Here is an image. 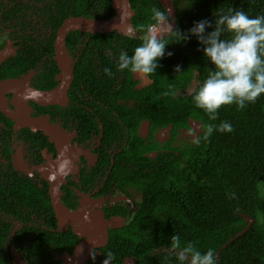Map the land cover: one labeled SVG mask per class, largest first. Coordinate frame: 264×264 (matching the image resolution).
Here are the masks:
<instances>
[{"label":"trees","instance_id":"1","mask_svg":"<svg viewBox=\"0 0 264 264\" xmlns=\"http://www.w3.org/2000/svg\"><path fill=\"white\" fill-rule=\"evenodd\" d=\"M130 2L131 22L139 34L152 33L170 19L158 0ZM111 3L41 0L34 9L49 18L51 37L42 42L29 35L30 41L5 64L25 71L35 58L48 52L52 56L55 32L64 18L108 19L114 13ZM173 4L175 25L158 39L111 31L84 33L89 39L80 43L83 33L78 30L65 39L67 48L84 47L78 56L82 66H91L98 52L104 63L112 64L106 49L122 62H137L142 56V70L149 78L142 87L144 117L162 125L172 119L171 113L176 125H186L191 117L201 128L196 141L179 147L170 158H145L142 172L126 180L139 186L142 197L129 220L110 229L99 249L101 260L108 262L98 264L121 263L125 257L136 264H264V0ZM37 78L44 81V73ZM97 86L104 89L105 84ZM149 148L142 147V164ZM8 192L18 204H4L9 196L2 187L0 204L10 213L26 214L15 244L27 264H61L53 253L71 251L78 237L71 229L56 230L47 185L19 182ZM30 213L41 216L46 227H29ZM7 229L0 222V264H12L3 251ZM28 233L26 240L21 237Z\"/></svg>","mask_w":264,"mask_h":264},{"label":"flooded vegetation","instance_id":"2","mask_svg":"<svg viewBox=\"0 0 264 264\" xmlns=\"http://www.w3.org/2000/svg\"><path fill=\"white\" fill-rule=\"evenodd\" d=\"M40 2L41 0H23V3L20 0H0V54L5 55L0 62V82L6 78L24 79L28 75L31 86L38 88L33 81L39 85H48L47 88L38 89H52L58 83L56 77L59 67L49 52L35 58L25 71L23 67L12 68L9 63L5 64L17 55L24 41H30L29 35L42 42L51 37L49 18L45 14L36 13L34 9ZM82 33L80 43L83 39H89L84 34L86 32ZM65 46L72 57V80L67 91V100L63 105L52 103L42 106L30 99L28 104L31 115H45L51 122L58 123L69 137V147L80 148L77 158L69 164L65 181L61 185V201L67 207L76 209L81 199L79 192L91 198H101L104 218L109 220L119 217L126 223L142 197L139 186L126 180L136 178L142 172L145 158H157L159 155L170 158L169 154H177L179 147L196 141L201 131L200 123L187 117L186 125H176V116L170 113V121L153 125L151 119L144 117L142 87L149 83V78L142 70V56H138L141 59H137V62L128 59L122 62L115 53L106 49L103 52H106L112 64L104 63L98 57L101 56L98 52L92 58L91 66H82L79 65L78 56L84 47L79 44L80 50H77L72 46L67 48L66 43ZM40 71L44 73L45 80H34ZM92 73L93 77L88 80ZM50 75L53 76L52 85ZM75 79L76 85L73 84ZM99 82L105 84L104 89L97 86ZM6 97L10 105L13 92L6 93ZM142 147L149 148L143 153V164ZM57 154L56 144L49 140L47 133L38 128L18 127L14 120L0 111V188L9 196L4 204H18V199L16 202L8 189L14 188L19 182L36 184L39 187L45 183L48 193V182L35 167L55 159ZM118 196L126 199H118ZM6 209L8 208L0 204V222L8 225L2 236L3 251L14 264L12 247H15L21 263L27 264L15 244L16 230L25 223L23 218L26 214L22 213L20 216ZM20 209L29 210L26 207ZM54 218L56 230L64 232L72 228L68 225L66 230H60L55 215ZM26 220L29 227H46V222L36 213H30ZM30 236L31 233H28L21 237L26 240ZM77 242L73 244L71 251H55L53 256L63 264L62 256L66 253L72 254ZM100 248L90 252L89 264L108 262L107 258L101 260Z\"/></svg>","mask_w":264,"mask_h":264},{"label":"water","instance_id":"3","mask_svg":"<svg viewBox=\"0 0 264 264\" xmlns=\"http://www.w3.org/2000/svg\"><path fill=\"white\" fill-rule=\"evenodd\" d=\"M158 1L166 9L170 19L156 31L142 36L135 31L131 22L134 10L130 0H112L114 13L108 19L73 15L64 18L56 29L53 40V59L59 67L56 77L58 83L54 88L47 90L35 88L30 85L28 75L24 79L6 78L0 82V111L14 120L18 127L27 126L44 131L49 136V140L56 144L58 151L56 158L35 168L48 182V195L58 228L64 231L68 225H71L72 232L80 237L72 254L66 253L62 256L63 264H89L90 252L104 246L108 240L109 230L123 226L125 221L119 217L106 220L101 210L103 203L101 198H91L79 192L81 199L76 209L67 207L61 201V185L65 181L69 164L77 158L80 148L69 147V137L58 123L51 122L45 115L32 116L28 102L32 99L42 106L52 103L65 104L72 80V57L66 49L65 39L71 30L92 34L117 31L123 35L142 37V39H158L168 35L175 25L173 0ZM4 58L5 55L1 53L0 62ZM10 91L13 92V99L9 105L6 93ZM117 198L126 199L123 196ZM245 218L249 223L252 222L248 216ZM12 256L14 264H22L15 247H12ZM114 264H136V262L134 258L125 257L121 263Z\"/></svg>","mask_w":264,"mask_h":264}]
</instances>
